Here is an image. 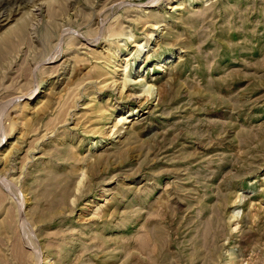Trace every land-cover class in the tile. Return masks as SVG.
<instances>
[{
    "label": "rangeland",
    "instance_id": "1",
    "mask_svg": "<svg viewBox=\"0 0 264 264\" xmlns=\"http://www.w3.org/2000/svg\"><path fill=\"white\" fill-rule=\"evenodd\" d=\"M0 9V264H264V0Z\"/></svg>",
    "mask_w": 264,
    "mask_h": 264
},
{
    "label": "bare ground",
    "instance_id": "2",
    "mask_svg": "<svg viewBox=\"0 0 264 264\" xmlns=\"http://www.w3.org/2000/svg\"><path fill=\"white\" fill-rule=\"evenodd\" d=\"M3 1V0H2ZM16 1H18V0H16ZM4 5V4H3ZM2 5V6H3ZM7 5V4H6ZM4 7V6H3ZM1 10V9H0ZM6 21V20H5ZM127 66H128V64H126V66H125V68H124V71L127 69ZM128 81H130V79L128 78L127 79V77H124V79H123V82H124V84H125V82H128ZM135 82H137V81H135ZM151 87H152V85H149V86H147V88L145 89V90H143L145 93L147 92V93H150V91H151ZM139 97H141L140 96V94L139 93H137L136 94V96L134 97V98H136V100L137 99H139ZM119 121H123V118L122 117H120V120Z\"/></svg>",
    "mask_w": 264,
    "mask_h": 264
}]
</instances>
